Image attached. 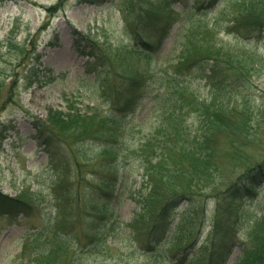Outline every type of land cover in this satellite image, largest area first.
Returning <instances> with one entry per match:
<instances>
[{
  "label": "rangeland",
  "instance_id": "374dc122",
  "mask_svg": "<svg viewBox=\"0 0 264 264\" xmlns=\"http://www.w3.org/2000/svg\"><path fill=\"white\" fill-rule=\"evenodd\" d=\"M168 1L167 10L179 15L180 22L172 19L169 36L156 46L150 62L152 68L177 57L182 44L179 46V43L185 39V32L182 31L180 35L178 32L181 30V13L186 1ZM195 1L202 0H189V6L196 4ZM91 2L62 0L60 4V0L0 1V192L16 197L27 191V194H34L32 200H35L31 201V212L27 216H19L17 223L12 224L9 219L0 216V264H31L28 251L23 250L24 244L29 242L31 233L47 229L48 217L56 211L51 207L49 187L53 179L59 180L61 177H67L68 186L73 184L71 201L77 203L74 211L76 222L73 219L71 225L64 228L75 235L74 258L78 255L84 257L82 264H168L169 258L180 261L183 250L172 247L181 232L189 235L183 244L191 245L188 258H197L191 264H197L198 260L200 264L208 257L206 249L211 244L208 241L209 232L217 211L216 200H212V197L225 192L247 168L259 162L264 163V68L256 67L259 70L257 74L243 86L225 81L231 92L230 103L235 107L234 113L242 109L246 112L248 130L244 137H234L224 132L213 135L208 145L214 157L211 164L209 162L201 166V170L193 172L194 178L190 181L192 198L180 201L173 211L166 214L162 244L150 250L144 248L143 244L142 249L138 241L129 237L126 224L140 213L138 203L140 207L145 205L149 192L148 178L139 168L142 160L139 149L145 145L149 133L155 138L160 136V131L155 130L159 112L151 109L149 101V97L158 89V84L141 90V98L134 110L126 113V129L116 139L122 150L116 161V171L106 172L107 165L103 163L104 166H101L102 155L95 151L98 146V142L95 143L97 140L93 139L96 129L94 126L88 127L87 117L93 115L94 123L96 120L103 123L106 129L102 128L105 130L107 127L115 128L111 127L106 116L113 111L114 93L120 88L123 78L112 76L106 81L104 75H98L93 59L80 53L73 32H80L99 43L105 40L108 44H124L127 38L123 31V17L135 19L140 7L155 11L163 6V1ZM240 5V0H222L219 4L217 1L215 10L206 12L203 20L211 24L226 12L239 16ZM50 7H53V12L46 11ZM247 7L249 10L253 8L250 5ZM254 8L264 11V1L254 5ZM259 10L256 14H260ZM184 15L183 12L182 17ZM223 21H227V18H223ZM141 30L144 34V30ZM238 33H231L223 41L233 48L241 47L249 53L264 56V30L251 36L245 32ZM222 36L221 32L219 37ZM141 66H144L143 62ZM207 73L197 68L190 74H184V78L188 90L195 97L208 101L214 79L210 83L206 82L204 75ZM71 107L76 111H70ZM49 110L59 112L63 119L69 112L77 113L81 121L80 126L68 123L66 126L70 125V128L67 131L56 132L55 143L51 146L36 138L31 123L32 118L45 121ZM187 116L186 131L194 137L199 123L198 114L193 111L192 118L190 114ZM235 119H239V116ZM143 151L146 153L142 155L143 159H148L147 156L151 158L148 146ZM238 151L243 155L241 160L237 158ZM80 174L83 179L78 181ZM102 175H110L115 179L116 187L111 196L101 199L100 206L107 209V213L100 217L103 214H94L87 202L93 193L89 188L95 183L92 178ZM257 187L258 192L247 197L245 202L220 201L224 215L238 212V221L233 228L236 245L225 249L213 264L235 263L240 253L237 245L245 240V233L263 204L264 182ZM166 199L169 200L168 197ZM163 203L164 200H160L151 208L147 206L145 221L148 226ZM62 209L63 206L61 212ZM108 221L114 224V234L92 250L93 240L88 241L91 239L88 235L102 229ZM82 250L85 252L81 253Z\"/></svg>",
  "mask_w": 264,
  "mask_h": 264
},
{
  "label": "trees",
  "instance_id": "16d2710c",
  "mask_svg": "<svg viewBox=\"0 0 264 264\" xmlns=\"http://www.w3.org/2000/svg\"><path fill=\"white\" fill-rule=\"evenodd\" d=\"M82 1L96 3L99 0ZM161 1H163V6L154 8L155 11L151 8L140 7L135 19L130 17L129 20L125 18L127 16L123 17V31L127 38L124 44H108L105 40L99 43L80 32H73L75 44L80 48V53L93 59L94 69L98 75H104L106 81H109L112 76L123 78L120 88L114 93L113 111L106 116L110 120L111 127L115 128L107 127L105 130L103 123L97 120L94 123L93 115L87 117L88 127L94 126L96 129L93 139L97 140L95 143L98 142V146L96 149L92 148L102 155L103 159L100 161L101 164L107 165L105 166L106 172L116 171V161L122 153L121 145L118 147L116 139L126 129V113L134 110L135 104L141 98L139 97L141 90L152 84H158V89L149 97V101L151 109L159 112L155 130L160 131V136L155 138L156 136L153 137V134L149 133L145 145L139 149L142 158L139 168L148 178L149 192L147 199L145 198V205L140 207L141 204L138 203L140 213L126 224L129 237L138 241L141 248L144 244V248L148 247V250L162 244L166 214L170 210L173 211L180 201L192 198L190 181L194 178L193 172L201 170V166L209 162L211 164L214 157L208 145L213 135L224 132L234 137H244V133L248 130L246 112L242 109L234 113L235 107L230 103L231 92L225 81L236 82L243 86L254 74H257L259 70L256 67L264 68V56L249 53L241 47L233 48L223 41L224 37L234 32L241 34V32L247 33V30V34L251 36L252 33L264 30V11L258 8L254 10V5L262 4L264 0H240L239 16L224 12V15L211 24L203 20V15L214 11L216 2L218 1L219 4L222 0H205V3H203L204 0L195 1L196 4L192 6H189V0H185L186 4L181 13L182 23L179 27L181 30L178 32L180 35L184 31L183 38L185 39L179 43V46L182 43L179 54L177 57L165 60L163 64H158L156 68H152L150 62L156 52V46L169 36L172 19L180 22L179 15H174L167 10L169 1ZM249 2L251 4H248ZM61 3L62 0H60ZM247 5L253 8L249 10ZM258 10L260 14H256ZM46 11L53 12L54 10L50 7ZM183 12L185 15L182 17ZM223 18H227V21L224 22ZM234 27L237 29L235 30ZM221 32L223 36L219 37ZM141 62L144 66H141ZM197 68H201L204 74L205 71L208 72L206 76L204 75L206 82L210 83L211 79L212 81L214 79L210 85L211 93L208 101L198 99L187 88L184 74H190ZM161 89L162 92H160ZM69 110L76 111L72 107ZM193 111L198 114L199 123L197 129L195 128L197 131L194 137H191V132L186 131L188 126L186 124H188L187 117H189L187 115L190 114L191 117ZM59 114V112L49 110L45 121L32 118L31 123L36 131V138L48 146L55 143L56 132L67 131L70 128V125L66 126V124L81 125L77 113L69 112L63 115L65 119ZM236 116H239V119H235ZM197 133L199 134L196 135ZM153 141L157 142L153 143ZM147 146L150 149L148 154L151 158L147 156L148 159H143L142 155L147 153L146 150V153L143 151V148ZM242 156L238 151L237 158L241 160ZM78 178V181L83 179L81 174ZM57 179H53L49 187L51 207L56 211L50 213L47 229L31 233L29 242L24 244L23 250L28 251L31 264H62V262L82 264L84 259L79 255L74 258L77 241L72 231L64 228L71 225V220L74 219V223L76 222L74 211L77 203L71 201L73 184L72 186L67 185V177ZM92 181L95 183H92L89 188L93 193L87 204L94 214L99 216L103 214L100 216L103 217L107 209L101 208L100 201L104 199V196H111L112 191L115 190L116 181L110 175L93 177ZM263 182L264 163L259 162L236 177L228 189L221 194L224 198L220 197L221 195L212 197V200H216L217 211L209 232L208 241L211 244L206 249L208 257L200 264H213L222 256L225 249L236 245L233 228L238 221V212H229L224 215L220 208V201L223 199L230 200L228 203L245 202L247 197L258 192L257 186ZM33 195L25 191L19 196L12 197L0 192V216L9 219L12 224L17 223L19 216H27L31 212V201H35L32 200ZM164 196L166 197L163 198ZM167 197L169 200L166 199ZM160 200H164V203L148 226L145 221V216L148 215L147 206L151 208ZM61 206H63L62 212ZM114 231V224L108 221L102 229L89 234L91 239L87 240H93V247L90 248L95 250L98 244L106 242ZM188 237V234L181 232L175 238L172 248L182 249L183 258L180 261L169 258L168 264H191L197 259L188 258V248L191 245H183ZM100 239L102 241H99ZM237 246L240 253L234 264H264V200L260 213L255 216L245 233V240ZM84 252V250L81 251V253ZM198 262L199 260L197 264Z\"/></svg>",
  "mask_w": 264,
  "mask_h": 264
}]
</instances>
